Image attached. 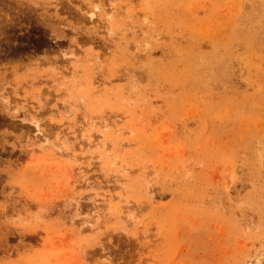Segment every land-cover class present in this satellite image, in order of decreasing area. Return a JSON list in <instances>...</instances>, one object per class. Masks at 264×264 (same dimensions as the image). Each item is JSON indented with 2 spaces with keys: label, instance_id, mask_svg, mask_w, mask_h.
I'll return each instance as SVG.
<instances>
[{
  "label": "rangeland",
  "instance_id": "obj_1",
  "mask_svg": "<svg viewBox=\"0 0 264 264\" xmlns=\"http://www.w3.org/2000/svg\"><path fill=\"white\" fill-rule=\"evenodd\" d=\"M0 264H264V0H0Z\"/></svg>",
  "mask_w": 264,
  "mask_h": 264
}]
</instances>
